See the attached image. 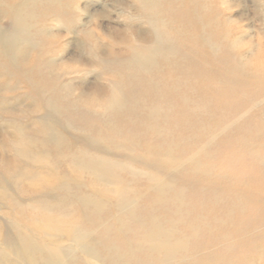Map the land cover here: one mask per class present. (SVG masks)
<instances>
[{
    "label": "bare ground",
    "instance_id": "6f19581e",
    "mask_svg": "<svg viewBox=\"0 0 264 264\" xmlns=\"http://www.w3.org/2000/svg\"><path fill=\"white\" fill-rule=\"evenodd\" d=\"M81 1L0 0V264H264V133L213 80L264 90V65L236 59L254 47L242 0H115L134 37L111 55ZM90 72L106 88L75 83Z\"/></svg>",
    "mask_w": 264,
    "mask_h": 264
},
{
    "label": "rangeland",
    "instance_id": "374dc122",
    "mask_svg": "<svg viewBox=\"0 0 264 264\" xmlns=\"http://www.w3.org/2000/svg\"><path fill=\"white\" fill-rule=\"evenodd\" d=\"M115 0H98V4H96V2H95V0H93V1H89V0H83V1H81L80 2V4H79V7H80V10H82V11H86V10H88V12H92V11H94V9H97V8H99V7H101L102 8V10L104 11V18H102V20H101V26H100V30H101V32H103L105 35H106V39H107V43H106V45H105V53H107L108 55H111V54H113V53H119L120 51L124 54V53H126V50H125V45L124 44H121V45H116V38H118V36H122L123 38H127V37H131V38H133L134 37V35L132 34V32L131 31H129L128 30V15H127V13H122L121 11H120V8H117L116 7V5H115V2H114ZM127 2L129 1V0H126ZM243 2H246V3H243ZM248 3V4H247ZM97 5V6H96ZM251 0H242V5H241V7L239 8V9H234V10H232V11H230V17L232 18V20H234V23L235 24H233V25H238V26H242V27H245V28H250L251 30H250V32L252 31V33L251 34H253L252 35V40H253V48H251L252 49V52H251V49L249 50V47L248 46H245L244 48H242L243 50L242 51H239V55H243V56H241V58L243 57V59H241L240 57H238L237 56V61H239V64L240 65H245L246 63H250V65L249 66H251V64L253 65V66H255V68H257V69H259L258 67H261L262 65H264L263 64V59H264V57H263V55H264V49H261L260 47H258L259 45L257 44V42H258V39H260V37H259V35L258 34H260L261 35V38H263L264 39V25H261L260 23H258V22H255L254 20H252V16H251V14H252V9H253V7L251 8ZM245 7V8H244ZM240 9H242V10H240ZM245 12H244V11ZM249 10V11H248ZM247 11V12H246ZM243 12V13H242ZM245 13V14H244ZM251 13V14H250ZM235 15V16H234ZM250 17V18H249ZM250 19V20H249ZM87 20V16H85L84 15V17H83V21L85 22ZM249 21H252V22H249ZM251 24V25H250ZM262 27H261V26ZM50 26L52 27V33H54V34H56V33H58L59 31H58V28L56 27H54L55 26V24L54 23H51L50 24ZM134 26L137 28V31H139V32H149V30H148V28L147 27H145V26H143V25H141L140 23H134ZM254 26V28L252 29L251 27H253ZM259 31H258V30ZM261 30V31H260ZM248 40H250V36H247V39H246V41H248ZM74 38H73V36L72 35H68L67 37H66V48H67V51H71V50H73V45H74ZM256 42V43H255ZM236 59H235V61H236ZM230 62H231V60H230ZM238 64V63H237ZM246 74V73H245ZM92 75V76H91ZM225 75V74H224ZM222 75V78H220V76H221V74H220V76L219 77H217L216 75V77H215V79H213V80H216V81H218L219 83V85L220 86H222V87H225V88H230L231 89V94H230V96H231V99L233 98H235V99H237V98H239V99H241L242 101L244 100V104L245 105H248V106H245L244 108L246 109V111H250V109L252 108V109H255V114H253L254 116H253V124H254V128H253V132L252 133H255V134H257L258 132H263L264 133V123H263V121L262 120H264V117H262L261 118V116H264V109H261V110H259L260 108H262L261 106H262V104H261V106H259V107H255L257 104L256 103H259V101H262V102H264V90L262 89H260V88H257L256 86H254L253 84H252V81H250L251 79H253L254 77H256V76H253V78H250V80L249 79H245V78H243V81H239V79L238 78H236V80H235V78H230V77H228L227 75ZM237 75V74H236ZM82 76V77H81ZM81 76H79L76 80H75V83L78 85V83L79 84H81L82 82L83 83H87V85L89 84V86H99L100 88H106V86L108 85V80L110 79V77L109 78H106L105 80L103 79V78H100V77H98V72H90L88 75H81ZM248 76V75H247ZM238 77V76H237ZM239 77H242V76H239ZM206 78H208V77H206ZM220 78V79H219ZM258 77H256V79H257ZM209 79V78H208ZM208 79H205V80H208ZM242 79V78H241ZM255 79V78H254ZM253 79V80H254ZM244 80L246 81V80H249V82L247 81V82H244ZM91 81V82H90ZM220 81H222V82H220ZM228 82L227 84H226V82ZM225 82V83H224ZM242 82H244V83H242ZM247 83H249V84H247ZM224 84V85H223ZM231 86H230V85ZM228 85H229V87H228ZM233 86V87H232ZM235 87V88H234ZM240 89V92H241V96L243 97V95H244V97L242 98H240V92L238 91ZM233 92H235V94L233 93ZM237 92V93H236ZM77 95L79 96V97H81L80 95H79V92H77ZM236 95V96H235ZM246 96H247V98H246ZM237 97V98H236ZM245 98V99H244ZM86 97H84L83 98V101H84V103L86 102ZM254 101H253V100ZM89 100V99H88ZM246 100H249V102L248 101H246ZM253 102H252V101ZM247 102H248V104H247ZM252 102V103H251ZM87 104H89L90 103V101L89 102H86ZM25 105L26 106H30V102L29 101H26L25 102ZM253 105V106H252ZM255 105V106H254ZM255 107V108H254ZM93 109H97L96 107H93ZM256 109H258V110H256ZM252 112L250 113L251 115H252V113H254V110H251ZM256 111H257V113H256ZM260 112H261V114H260ZM231 113V112H230ZM241 113V112H240ZM232 114H234L233 112L231 113V117L233 116ZM259 114V115H258ZM263 114V115H262ZM42 115V113H38V114H36L35 116H41ZM217 115H219V114H217ZM221 115L223 116V118H224V115H225V113L224 114H222L221 113ZM221 115H220V117H221ZM251 115H249L247 118H250L251 117ZM257 115V116H256ZM32 116L33 115H31V114H28V115H25V114H21V117L23 118V121L25 122V124H27V125H29V124H31L32 123ZM226 116V115H225ZM218 118L219 119V122H221V120H223V118L221 117V118ZM255 117V118H254ZM221 119V120H220ZM227 119V118H226ZM232 119V118H231ZM260 119V120H259ZM256 120V121H255ZM261 122V125L259 126V121ZM231 121V120H230ZM257 122V123H255V122ZM259 123V124H258ZM263 123V124H262ZM224 126V125H223ZM259 126V127H258ZM264 138V137H263ZM72 139V138H71ZM255 139V138H254ZM73 140V139H72ZM79 146H82L81 145V141H79ZM263 143H264V139H263ZM263 152H264V149H263ZM263 156H264V153H263ZM13 157V155L12 154H10V153H5L4 151H2V149L0 148V167L2 166V165H4V164H6L7 163V161L9 160V159H11ZM257 183H259V182H257ZM184 185H187V186H191L192 185V183H191V180H190V182H185L184 183ZM193 187H194V185H192ZM263 187H264V185H263ZM262 186H261V188H254V190H256V189H262L263 188ZM257 191V190H256ZM256 191H253V192H255L256 193ZM263 192V190L262 191H258V193L260 194V193H262ZM256 196V195H255ZM254 196V199H253V201H254V203H256V201H258V197H255ZM145 201V203L144 204H146V203H148V200H144ZM147 201V202H146ZM252 203V202H251ZM256 205V207H257V209L260 211V212H262V222L264 221V207L262 206V205H259L258 203H256L255 204ZM254 205V206H255ZM263 210V211H262ZM261 224H264V223H261ZM263 230L262 231H264V228H262Z\"/></svg>",
    "mask_w": 264,
    "mask_h": 264
}]
</instances>
